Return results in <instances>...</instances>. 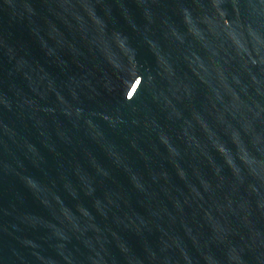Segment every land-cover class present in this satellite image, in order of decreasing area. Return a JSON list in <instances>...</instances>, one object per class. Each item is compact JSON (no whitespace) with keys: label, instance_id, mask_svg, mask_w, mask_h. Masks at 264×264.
<instances>
[{"label":"water","instance_id":"1","mask_svg":"<svg viewBox=\"0 0 264 264\" xmlns=\"http://www.w3.org/2000/svg\"><path fill=\"white\" fill-rule=\"evenodd\" d=\"M0 264H264V0H0Z\"/></svg>","mask_w":264,"mask_h":264}]
</instances>
